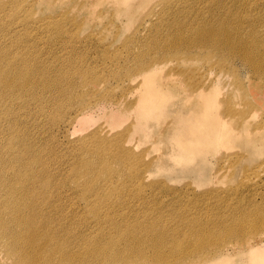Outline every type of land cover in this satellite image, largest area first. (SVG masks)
<instances>
[{"label":"rangeland","instance_id":"1","mask_svg":"<svg viewBox=\"0 0 264 264\" xmlns=\"http://www.w3.org/2000/svg\"><path fill=\"white\" fill-rule=\"evenodd\" d=\"M249 2H254L255 6L249 7ZM0 3L4 4L0 7V28H3L0 43L9 45L14 35L20 36L30 29L42 48L46 43L44 36L52 40L56 38L57 44L63 43L68 47L76 44L79 48L75 51L78 64L100 75L89 79L90 73L85 69L76 71L71 68L70 74L77 81L73 89L82 93V100L73 94L64 96L66 99L58 97L53 102L65 99L63 102L67 104L60 109L62 113L69 106L64 121L74 115L84 102L89 104V110L102 115L91 128L71 135L62 129V120L59 122L61 128L43 120L45 126L41 135L62 155L61 164L68 161L67 151L73 142V146L89 144L92 142L90 133L96 130L106 139L125 135L126 142L122 146L131 149L123 148L143 164L141 185L110 196L109 201L118 199L122 201L121 205L104 204L101 217L111 218L109 221L112 223H100L95 217L87 216L79 224L84 242L87 237L98 236L101 244L107 245L104 242L116 236L121 247L134 250L139 238H149L151 233L160 231L167 242L177 240L191 242V245L197 236L190 232V226L198 223L212 231V235L202 239L205 246L189 247L190 252H179L178 246L165 247L163 251L168 255L175 252L174 258H166V261L177 264H264V74L254 73L238 59L219 58L211 49L192 45V35L180 28L184 26L181 21L185 19V10L206 11L208 6H214V12H204L197 18L194 15L186 22L199 27L202 19L232 13L246 16L245 24L252 23L251 18L264 14L259 7L264 0H0ZM26 16L30 24L23 25L21 22ZM50 22L64 23L63 32L74 30L78 36L56 37L55 31L48 32L43 28L46 23L50 26ZM252 24L256 25L255 32L248 31L246 39L257 38V33L260 36L264 34V26L258 20ZM86 37L94 41L98 39L101 47L80 45L79 42ZM129 37L133 40L127 47L124 44ZM137 37L143 39L140 44L136 43ZM183 41L185 45L191 44L187 50L179 45ZM11 47L13 53L24 51L21 43ZM86 47L88 56L83 54ZM105 47L121 56L133 57L137 53H144L147 59L162 56L163 59L154 64L157 68L153 76L159 93L141 99L139 105H135L137 95L130 97L127 93L120 103L113 102L114 98H120L122 90L127 92L128 79L117 82L114 77L117 73L120 76L124 73L120 57L103 65L92 60L99 57ZM31 50L34 49H27V52ZM169 50L170 53L165 55ZM44 52V56H48ZM189 55L193 57L188 59ZM217 65L223 68L219 69ZM101 76L106 79L105 83L99 82ZM199 82L214 84L212 95L221 104L214 101V106L208 107L199 103L197 95H191L187 89L188 84L193 87ZM93 85L109 90L110 97L101 100H108L110 104L100 101L97 93L86 94ZM242 97L251 102L249 109L245 108ZM97 101L103 108L95 107ZM225 103L231 104L235 116L224 115ZM53 106L56 109V104ZM53 111L51 108V115ZM241 111L246 114L238 118ZM39 119L40 116L37 117ZM240 119L245 122H239ZM108 162L112 168L121 166L114 157H108ZM100 177L98 181L103 185L105 176ZM116 177L120 180L125 177L128 181L129 173L122 172ZM69 191L66 185L62 196L70 199ZM78 208L85 210L83 201ZM246 211H253L251 216H247L251 220L245 219ZM141 223H151L152 227L143 230ZM226 224L241 228L237 236L223 233L222 227ZM119 232L127 234L123 237ZM253 244L257 246L251 252L249 248ZM208 251L219 253L209 262L198 260ZM148 254L152 255L153 250ZM130 259L129 264H139L133 257ZM215 259L219 261L214 262ZM98 263L97 256L94 260L82 262ZM119 263L113 259L102 262ZM0 264H9L1 243Z\"/></svg>","mask_w":264,"mask_h":264},{"label":"bare ground","instance_id":"2","mask_svg":"<svg viewBox=\"0 0 264 264\" xmlns=\"http://www.w3.org/2000/svg\"><path fill=\"white\" fill-rule=\"evenodd\" d=\"M219 1L222 2V0ZM3 5L0 3V7ZM248 5L249 7L255 6L254 2H249ZM259 7L264 11V3ZM214 10V6H208L206 11L188 9L183 12L185 19L181 23L184 26L180 28L192 35L191 44L200 49H211L219 58L238 59L254 73L263 75L264 34L260 36L256 32L257 38L255 39H246V37L248 31L255 32L256 25L252 24L254 21L258 20V23L264 26V14L258 18H251L252 23L247 24H245L246 16L232 13L227 16L202 19L199 27H193L190 22H186L194 15L197 18L201 17L204 12H214ZM21 23L30 24L28 17L26 16ZM49 24L50 26L48 23L44 24L43 28L48 32L55 31L56 37L78 36L74 30L70 33L63 32L64 23L50 22ZM33 27L36 29V26L33 25ZM0 31L3 32V28H0ZM44 37L46 41L44 48L39 47L35 40L36 36L31 34L30 29L20 36L14 35L9 45L0 43V243L8 258V263L40 264L39 261H44L47 264H82L84 261L94 260L97 256L98 264H102L106 259L119 261V264H129L131 257L139 264H177L166 261V258H174L175 252L168 255L163 251L165 247L178 246L179 252H190L189 247L203 248L206 242L202 239L212 235V231L198 223L190 226V232L197 236L191 245H189L191 242H178L177 240L167 242L166 237L160 231L151 233L152 236L149 238H139L135 242L134 250H130L127 246L121 247L118 244L119 238L116 236L104 242L107 245L101 244L98 236L87 237L84 240H88L83 241L79 224L84 222L87 216L95 217L100 223H112L109 221L111 218L102 219L101 217L104 204L110 203L113 207L121 205L122 201L118 199L109 201L110 196L141 185L140 178L144 176L143 164L138 157L127 153L126 150L129 151L130 147L122 146V143L126 142L125 135L121 138L118 134V137L106 139L101 137L97 130L90 133L89 139L92 142L89 144L82 143L80 146H73V142L67 151L68 161L61 164L62 155L41 135L45 126L43 120L45 123L51 122V126L57 125L60 128L59 122L62 120V129H66L71 135L91 128L92 124L102 115L96 114L92 109L89 110L91 108L89 104L84 102L66 121L63 117L67 114L69 106L62 113L60 109L67 104L63 102L66 99L64 96L77 94L75 98L82 100V93H77L73 89L77 81L70 74L71 68L74 67L76 71L85 69L90 73L88 74L89 79L100 75L91 68H84L78 64L79 60L76 58L75 51L79 48L76 44H70L68 47L63 43L57 44L56 38L52 40L47 36ZM87 37L83 42H79L78 39L80 45L91 44L92 47H101L98 39L94 41ZM132 40L131 37L127 38L124 45L130 47ZM142 41L141 37H137V44ZM184 42L179 45L187 50L191 44L185 45ZM19 43L24 47V51L13 53L11 46ZM25 47L34 50L28 53ZM170 47L173 46L170 45ZM87 50L86 47V52L83 53L86 56H88ZM44 51L48 53V56H44ZM59 51L65 52L61 54ZM169 53L170 50L165 52V55ZM100 54L96 59H92L99 65L120 57L124 73H121L122 76L117 73L114 77L117 82L128 79L126 81L127 92L122 90L120 98H114L113 102L120 103L127 93L130 97L133 94L137 95L138 101L135 103L137 105L141 99L156 96L159 93L153 76L157 68L154 64L161 61L162 56L156 59H147L144 53H137L133 57L121 56L111 51L109 47L101 49ZM138 55L140 56L134 61ZM192 57L189 55L187 58ZM207 62L204 61V63ZM217 66L219 69L223 68V66ZM115 72L113 70V73ZM177 72H179L178 69ZM99 82L105 83L106 79L101 76ZM213 86L214 84L207 85L199 82L193 87L188 84L187 89L191 95H197L200 99L199 103L210 107L214 106V101L220 103L219 99L212 95ZM91 92L97 93L100 101L109 102L101 100L110 97L106 87L93 85L88 88L86 94H91ZM55 95L57 96L52 97ZM58 97L65 99L53 103ZM100 101L95 103V107L103 108ZM143 102L147 107L145 105L147 102L145 100ZM242 102L245 108L251 107V102L243 97ZM54 104H56V109ZM149 104L152 103L149 102ZM51 108L54 110L52 115L49 112ZM223 113L235 116L230 103H225ZM245 114V111H241L237 117L242 118ZM38 116H40L39 120H37ZM239 122L243 123L245 120L240 119ZM108 157H114L122 167L112 168ZM122 172L129 173L128 181L125 177L124 180L116 177V174L119 175ZM64 173L65 175L62 176ZM100 176H105L104 186L98 181ZM66 185L69 186L68 194L71 200L62 196ZM80 201L84 202V211L78 208ZM252 213L253 211H246L245 219L251 220L247 216H251ZM68 214L71 216H66ZM140 225L143 230L152 227L151 223ZM72 226L74 229H69ZM222 228L224 234L234 236H237L241 229L228 224L223 225ZM207 231L210 234L206 233ZM126 234L119 232V235L123 237ZM254 246L257 244L251 245L249 248L251 252L255 249ZM150 250H153L152 255L148 254ZM218 253L219 251H208L198 260L204 263L209 262ZM218 261L219 259L214 260V262Z\"/></svg>","mask_w":264,"mask_h":264}]
</instances>
